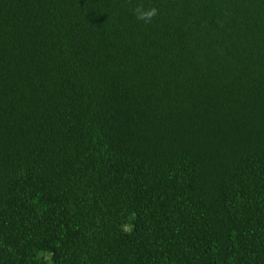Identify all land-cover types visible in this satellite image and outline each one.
<instances>
[{
  "label": "trees",
  "instance_id": "obj_1",
  "mask_svg": "<svg viewBox=\"0 0 264 264\" xmlns=\"http://www.w3.org/2000/svg\"><path fill=\"white\" fill-rule=\"evenodd\" d=\"M0 264H264V0H0Z\"/></svg>",
  "mask_w": 264,
  "mask_h": 264
},
{
  "label": "clouds",
  "instance_id": "obj_2",
  "mask_svg": "<svg viewBox=\"0 0 264 264\" xmlns=\"http://www.w3.org/2000/svg\"><path fill=\"white\" fill-rule=\"evenodd\" d=\"M133 14L137 21H142L144 24H150L155 16L158 14V10L155 7L146 8L143 4H137L132 9Z\"/></svg>",
  "mask_w": 264,
  "mask_h": 264
}]
</instances>
